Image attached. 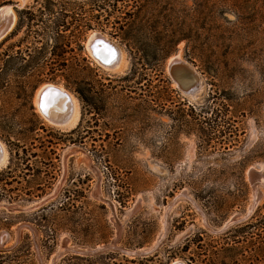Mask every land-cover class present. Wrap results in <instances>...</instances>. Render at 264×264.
I'll list each match as a JSON object with an SVG mask.
<instances>
[{"label": "rangeland", "instance_id": "374dc122", "mask_svg": "<svg viewBox=\"0 0 264 264\" xmlns=\"http://www.w3.org/2000/svg\"><path fill=\"white\" fill-rule=\"evenodd\" d=\"M14 11L0 42V264H264V0ZM93 33L123 51L122 72L91 56ZM177 56L194 94L168 71ZM48 84L78 99L75 130L37 112Z\"/></svg>", "mask_w": 264, "mask_h": 264}, {"label": "bare ground", "instance_id": "6f19581e", "mask_svg": "<svg viewBox=\"0 0 264 264\" xmlns=\"http://www.w3.org/2000/svg\"><path fill=\"white\" fill-rule=\"evenodd\" d=\"M28 1L30 0H20L21 5L19 6H23ZM15 23L16 14L12 6L9 5L1 7L0 42L4 40V38H6L13 30ZM87 48L94 60L111 73H120L126 66V60L123 51L100 33H93L90 35ZM108 49L112 50V55H109ZM183 67L188 69L192 75L187 76L188 74H186ZM168 71L175 78L178 77V74L182 80V84L185 82L186 86L187 84H190L193 79H196V83L193 86H188L184 88V90H191V93L197 90L196 88H198L199 85L197 75L182 61L180 56L169 60ZM193 89L194 91L192 92ZM188 91L185 92L188 93ZM34 105L39 115L49 125L63 132H71L75 130L81 121V112L78 99L61 86L48 84L41 87L36 93ZM42 105L45 107L42 108ZM8 159L9 155L6 146L0 141V169L7 166ZM260 176L261 175L258 176V179ZM173 264L185 263L175 262Z\"/></svg>", "mask_w": 264, "mask_h": 264}, {"label": "water", "instance_id": "95a60500", "mask_svg": "<svg viewBox=\"0 0 264 264\" xmlns=\"http://www.w3.org/2000/svg\"><path fill=\"white\" fill-rule=\"evenodd\" d=\"M8 6V5H7ZM12 7H13V10L14 9H17L18 8V6L19 5H17V4H14V5H11ZM15 12V11H14ZM183 69H184V71L186 72V74H188L187 76H191L192 74H191V72L188 70V69H186V68H184L183 67ZM171 75V74H170ZM177 78H175L174 76H172L171 75V77H172V79L177 83L178 82V84H177V86L180 88V90H183L184 88H186V87H188V86H193L195 83H196V79H193L192 81H191V83L190 84H187V86L185 85V82H184V84H182V80L180 79V77H179V75L177 74ZM189 78V77H188ZM184 91V90H183ZM251 172L253 173V175L255 176V179H257V177L260 175L259 174V172H258V170L257 171H254V170H250V172H249V178H250V176H251ZM250 181H251V178H250Z\"/></svg>", "mask_w": 264, "mask_h": 264}, {"label": "snow or ice", "instance_id": "6c2138e0", "mask_svg": "<svg viewBox=\"0 0 264 264\" xmlns=\"http://www.w3.org/2000/svg\"><path fill=\"white\" fill-rule=\"evenodd\" d=\"M108 53L109 55H112V50L111 49H108ZM42 108L45 107L44 105L41 106Z\"/></svg>", "mask_w": 264, "mask_h": 264}]
</instances>
